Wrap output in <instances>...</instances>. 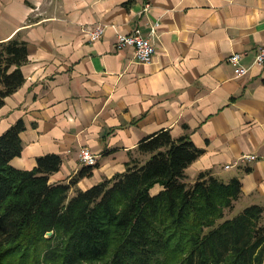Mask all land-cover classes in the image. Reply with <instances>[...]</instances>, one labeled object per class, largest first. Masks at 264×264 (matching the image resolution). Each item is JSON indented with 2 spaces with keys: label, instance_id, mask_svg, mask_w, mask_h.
Wrapping results in <instances>:
<instances>
[{
  "label": "crops",
  "instance_id": "obj_1",
  "mask_svg": "<svg viewBox=\"0 0 264 264\" xmlns=\"http://www.w3.org/2000/svg\"><path fill=\"white\" fill-rule=\"evenodd\" d=\"M97 25L105 32L92 42L84 32ZM135 29L155 47L150 63L115 46ZM17 34L27 42L25 82L0 108V136L25 125L12 167L31 170L55 154L62 164L49 182L68 183L86 148L97 163L76 188L87 190L123 173L142 138L168 130L202 150L185 170L189 183L204 171L238 178L235 209L264 208V63L252 65L264 45V0H0V42ZM233 53L248 75L236 76Z\"/></svg>",
  "mask_w": 264,
  "mask_h": 264
},
{
  "label": "trees",
  "instance_id": "obj_2",
  "mask_svg": "<svg viewBox=\"0 0 264 264\" xmlns=\"http://www.w3.org/2000/svg\"><path fill=\"white\" fill-rule=\"evenodd\" d=\"M26 63L20 34L0 42V108L23 86ZM24 129L18 120L0 136V264H264V208L217 223L234 211L241 183L208 171L189 183L185 170L202 150L188 135L145 136L136 147L145 161L130 157L123 173L80 190L93 166L56 184L58 155L38 157L31 170L11 166ZM155 185L163 189L151 195Z\"/></svg>",
  "mask_w": 264,
  "mask_h": 264
},
{
  "label": "built area",
  "instance_id": "obj_3",
  "mask_svg": "<svg viewBox=\"0 0 264 264\" xmlns=\"http://www.w3.org/2000/svg\"><path fill=\"white\" fill-rule=\"evenodd\" d=\"M149 6H145L144 11L148 10ZM159 22H154L150 25V35L155 36L157 33V28ZM105 32L104 25H97L90 30H86L85 36L88 40L94 42L100 39ZM116 48L122 49L125 47H131L134 50L135 59L141 63H150L155 55V47L151 43L149 37L142 36L138 29H135L132 33L128 35H117V40L115 44ZM243 54L233 53L231 54L227 61L235 68V73L237 77H244L249 74V68L242 64ZM264 63V45L256 53L252 65L260 66ZM80 163L84 166H95L97 163V156L93 154L89 149L82 148L79 153ZM255 160L253 155H243L238 161H252ZM228 168V166H225Z\"/></svg>",
  "mask_w": 264,
  "mask_h": 264
},
{
  "label": "rangeland",
  "instance_id": "obj_4",
  "mask_svg": "<svg viewBox=\"0 0 264 264\" xmlns=\"http://www.w3.org/2000/svg\"><path fill=\"white\" fill-rule=\"evenodd\" d=\"M135 158H138V160L140 161V162H143V161H145L146 159H147V156H141V155H139V154H137L136 156H135ZM241 212V210H239V209H234V211H229V212H227L226 214H225V217L223 218V219H221V220H219L217 223H221L222 221H224L226 218H233L234 216H236L237 214H239ZM46 237H48V236H46ZM50 237V236H49ZM48 237V238H49Z\"/></svg>",
  "mask_w": 264,
  "mask_h": 264
},
{
  "label": "water",
  "instance_id": "obj_5",
  "mask_svg": "<svg viewBox=\"0 0 264 264\" xmlns=\"http://www.w3.org/2000/svg\"><path fill=\"white\" fill-rule=\"evenodd\" d=\"M50 235H51V233H48L46 236H48V237H49Z\"/></svg>",
  "mask_w": 264,
  "mask_h": 264
}]
</instances>
